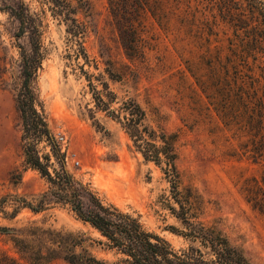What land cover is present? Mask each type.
<instances>
[{"label": "rangeland", "instance_id": "374dc122", "mask_svg": "<svg viewBox=\"0 0 264 264\" xmlns=\"http://www.w3.org/2000/svg\"><path fill=\"white\" fill-rule=\"evenodd\" d=\"M24 1L32 10H45L43 58L33 84L52 140L64 153L63 166L77 188L57 187L24 161V147L31 140L52 173L62 167L46 135L24 136L16 92L21 49L30 47L29 35L19 30L18 19L7 8H0V199L25 197L33 204L45 199L41 209L22 206L14 216L0 210V225L9 227L0 230V248L27 264L39 256H44L40 264H72L64 258L72 252L110 264H131L127 254L109 246L105 235L77 216L71 202L63 199L67 196H79L87 209L97 199L116 206L138 216L145 229L163 236L175 249L187 245L170 228L181 227V221L170 208L178 210V203L160 165L145 159L121 122L95 104L96 90H111L116 95L112 106L133 98L145 109L149 124L177 133L180 189L197 195L201 217L221 218L229 239L252 264H264V216L240 188L244 178L260 176L263 166L242 153L239 127L233 120L223 121L207 101L204 92H216L215 74L196 53L189 20L176 17L158 23L143 14L137 22V48H128L125 42L132 35L123 28L124 19H117L108 0H88V12L79 13L87 24L82 37L85 61L77 56V36L67 32L64 21L39 0ZM225 27L222 43L228 45L226 36L233 33L228 22ZM256 54V63L264 64V49ZM189 68L201 78L204 91ZM255 70L262 73L259 67Z\"/></svg>", "mask_w": 264, "mask_h": 264}, {"label": "trees", "instance_id": "16d2710c", "mask_svg": "<svg viewBox=\"0 0 264 264\" xmlns=\"http://www.w3.org/2000/svg\"><path fill=\"white\" fill-rule=\"evenodd\" d=\"M46 4L51 14L66 24L67 32L76 35L79 49L77 56L87 61L82 37L87 28L79 13L86 14L90 8L88 0H39ZM117 19H124L123 28L132 37L125 42L128 48H137L138 17L149 14L157 20L173 18L189 20L190 29L197 42L198 55L215 74L216 92L205 91L208 102L223 121L233 120L241 130L239 141L242 153L251 161L263 166L260 176L244 178L240 188L251 207L264 216V64L256 63L257 51L264 49V0H108ZM0 8H7L19 21V30L28 32L30 47L21 49V82L16 92V102L22 117L24 136L30 133L46 135L51 140V150L61 161L62 167L52 173L47 162L41 159L33 141L24 147V161L38 169L49 181L59 188H77L72 175L63 166L64 153L52 140L43 113L42 102L33 84L41 65V26L45 10H32L24 0H2ZM232 28L233 37L226 36L228 45L222 43V34H227L225 23ZM136 37V38H134ZM136 39V40H135ZM124 43V41H123ZM259 49V50H258ZM201 56V55H199ZM249 56L253 60L250 62ZM190 67V66H189ZM259 67L262 73L257 74ZM195 82L204 91L201 78L189 68ZM112 76V71L107 68ZM116 95L111 90L101 93L96 90L95 104L121 122L135 147L147 160L160 165L170 182L171 191L178 210L170 206L180 219L181 227L170 228L186 240L185 247L175 249L163 236L145 229L138 216L123 212L113 205H103L98 199L92 208H84L79 196H67L77 216L88 220L108 239L109 246L127 254L131 264H252L241 247L228 237L220 217L205 219L198 211L197 195L185 194L180 189L181 176L176 164L177 133L165 126L149 124L145 109L133 98L120 100L112 106ZM48 159L49 157L46 156ZM83 187V186H82ZM80 191V190H79ZM10 200V201H9ZM0 199V210L14 216L22 206L33 210L41 209L45 199L32 203L25 197ZM11 206V210L5 207ZM9 228L0 225V230ZM25 258V256H21ZM44 256H39L40 264ZM72 264H110L93 255L65 254ZM27 261V260H26ZM0 264H27L19 257L0 248Z\"/></svg>", "mask_w": 264, "mask_h": 264}]
</instances>
